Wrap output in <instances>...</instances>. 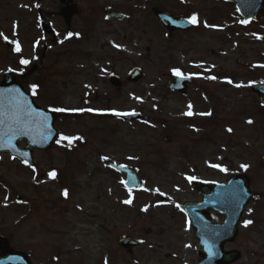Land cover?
Returning <instances> with one entry per match:
<instances>
[{
	"label": "rangeland",
	"instance_id": "rangeland-1",
	"mask_svg": "<svg viewBox=\"0 0 264 264\" xmlns=\"http://www.w3.org/2000/svg\"><path fill=\"white\" fill-rule=\"evenodd\" d=\"M74 1L81 18L69 28L58 0H0V79L12 73L39 106L64 109L58 142L35 152L34 170L0 155V238L33 264H197L199 243L180 211L200 200L189 178L218 183L240 174L251 180L255 199L225 251L241 254L236 264H264V106L252 89L264 83V9L244 22L222 0ZM106 5L130 20L102 23L95 8ZM39 8L55 39L42 33ZM156 8L196 17L197 30L168 33ZM137 67L142 80L126 82ZM110 73L123 90L109 84ZM172 73L192 77L188 97L167 91ZM128 111L143 121L113 117ZM108 162L135 170L142 187L129 192ZM124 235L143 246L128 253L118 246Z\"/></svg>",
	"mask_w": 264,
	"mask_h": 264
},
{
	"label": "water",
	"instance_id": "water-1",
	"mask_svg": "<svg viewBox=\"0 0 264 264\" xmlns=\"http://www.w3.org/2000/svg\"><path fill=\"white\" fill-rule=\"evenodd\" d=\"M68 5L67 0H60ZM237 4L240 14L245 20H251L258 16L259 12L264 7V0H225ZM61 14L69 20L70 16L75 13L74 9L68 6L60 10ZM110 11H108L109 13ZM110 18L121 19L122 16L112 12ZM156 17L161 24L170 31H188L190 23L181 18L172 17L169 14L157 11ZM123 19V18H122ZM44 29H48L43 25ZM264 41V37L262 38ZM9 45V44H8ZM37 68H34L35 71ZM142 71L137 68L130 72L128 81L138 82L143 77ZM172 81L168 85L169 91L185 93L186 86L191 81L181 75H172ZM112 85L120 90L123 84L118 77L110 76ZM256 93L261 95L264 104V85L254 88ZM26 104L29 110L33 113L32 120L35 123L31 124L30 129L21 134L14 131V125L11 123V118L14 115L18 105ZM114 115L117 119L120 118L126 121H139L142 116L128 113ZM57 111L48 110L38 107L34 99L22 88L20 82L8 73L0 79V154L7 153L11 157L18 159L22 164L34 169L36 166V156L34 151L48 152L56 143L58 132L55 129ZM45 118L46 121H45ZM9 140L11 141L9 143ZM25 141L28 146L21 147V142ZM167 142H171L172 138L167 137ZM264 165V157L262 159ZM110 167L122 173L125 176V186L129 189H137L142 185L137 173L126 167L117 166L110 163ZM192 185L196 187V191L204 199L197 204L186 203L182 206V211L189 215L191 226L195 229V237L200 242L197 248L198 253H201L203 259L198 264H234L240 258V254L235 251L231 253L224 252L225 244L231 243L238 235V225L241 222V217L245 211V207L253 199V194L250 190L249 180L245 176H234L226 183L216 184L207 183L205 186L211 191L205 195L202 192V187L199 182L192 181ZM18 202H22L21 197H17ZM210 211H217L224 215V221L217 224L209 217ZM119 246L129 250L134 247L141 246L142 242L133 240L128 236H123L119 242ZM0 264H31L28 258L18 252L10 250L7 240L0 239Z\"/></svg>",
	"mask_w": 264,
	"mask_h": 264
},
{
	"label": "flooded vegetation",
	"instance_id": "flooded-vegetation-1",
	"mask_svg": "<svg viewBox=\"0 0 264 264\" xmlns=\"http://www.w3.org/2000/svg\"><path fill=\"white\" fill-rule=\"evenodd\" d=\"M68 1H70V3H69V7H70V5L71 4H75L76 5V3H75V1L74 0H68ZM106 6H104V7H102V8H100V7H97V8H95V13L97 14V16L98 17H100V19H103L102 20V23L104 22V23H107V24H119V23H121V24H124V23H127L130 19H128V20H126V21H124V22H119L118 20H115V19H109V18H107L106 17V14H105V10H104V8H105ZM59 8H60V6H59ZM58 8V9H59ZM112 8H114V6L112 7ZM74 9V11L76 12L75 14H73L71 17H70V19L67 21L66 19H64L63 17H61L62 18V21L63 22H65V25H66V27H69L70 28V26H71V24L75 21V20H80V15H79V13H80V8H79V6H78V4L76 5V7L75 8H73ZM114 9H116V8H114ZM116 10H118V9H116ZM38 11L40 12V14L42 15V9H38ZM119 11V10H118ZM61 16V15H60ZM190 18V17H189ZM188 18V19H189ZM46 19H45V17H43L42 16V20H41V22H45L46 23V21H45ZM191 20H192V18H191ZM100 21V20H99ZM101 23V22H100ZM99 23V24H100ZM194 24V26L193 27H195L194 28V30H192V31H196L197 30V25H198V23H197V19H196V23H193ZM90 29H91V27H90ZM89 29V30H90ZM70 36L71 35H73L74 36V33H72V31H68L67 32ZM189 33H182V35L184 36V37H186L187 35H188ZM47 36L48 37H53L54 39L57 37V33L55 32V31H52L51 33H49V34H47ZM76 36V38H77V40L78 39H83V37H84V35H83V33H79L78 34V32H77V34L75 35ZM74 70V72H79V71H83L84 70V67L82 68V69H73ZM78 70V71H77ZM112 74V73H111ZM114 74V73H113ZM116 75V74H115ZM194 83V82H193ZM193 83H192V85L191 86H189V88H188V95L191 93L190 92V90L192 89V86H193ZM175 95H177V94H175ZM188 95H186V96H188ZM95 98H94V100L95 101H97L98 99H99V96L97 95V92H95ZM179 96V95H178ZM86 100L88 101V100H90L91 98H92V96H91V94L90 93H87L86 94ZM91 102V101H90ZM90 102H88V105H90L91 103Z\"/></svg>",
	"mask_w": 264,
	"mask_h": 264
},
{
	"label": "snow or ice",
	"instance_id": "snow-or-ice-1",
	"mask_svg": "<svg viewBox=\"0 0 264 264\" xmlns=\"http://www.w3.org/2000/svg\"><path fill=\"white\" fill-rule=\"evenodd\" d=\"M192 23H196V17H193L191 20ZM2 35V34H0ZM5 39H7V37H4ZM19 45H17V51H19ZM22 64L27 65L29 62L27 60H22L21 61ZM177 75H180V73H176ZM212 79H215V77H212ZM229 83H231V81H229ZM34 94H35V90H34ZM191 107V106H190ZM54 111H64V109H53ZM188 115H192L191 112L187 113ZM33 113L29 110V107L24 104V105H18L16 108V111L14 113V115L11 118V123L12 125H14V131L15 132H19L21 134H25L31 127L32 123H35V121H33L32 118ZM116 115H121L120 113H116ZM208 115H210V113H208ZM47 118H45L46 121ZM0 123H3V120H0ZM249 123H251V121H249ZM229 131H231V129H229ZM61 139H68L67 137H61ZM11 141L9 140V143ZM107 159V158H105ZM246 167V166H243ZM50 175L52 177L56 176V173H50ZM192 179V178H189ZM65 196L68 195L67 192L64 193ZM125 203H131V201H125ZM252 221H247L246 225L251 224Z\"/></svg>",
	"mask_w": 264,
	"mask_h": 264
}]
</instances>
